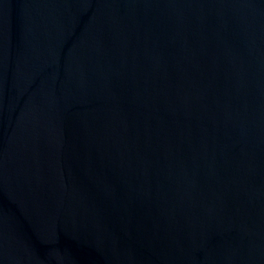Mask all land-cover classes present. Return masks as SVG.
I'll list each match as a JSON object with an SVG mask.
<instances>
[{
  "label": "water",
  "instance_id": "1",
  "mask_svg": "<svg viewBox=\"0 0 264 264\" xmlns=\"http://www.w3.org/2000/svg\"><path fill=\"white\" fill-rule=\"evenodd\" d=\"M3 264H264V0H0Z\"/></svg>",
  "mask_w": 264,
  "mask_h": 264
}]
</instances>
